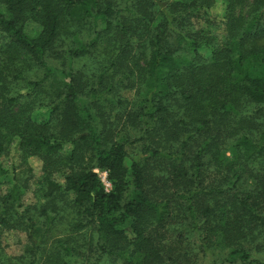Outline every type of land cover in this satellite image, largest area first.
<instances>
[{"label": "trees", "instance_id": "trees-1", "mask_svg": "<svg viewBox=\"0 0 264 264\" xmlns=\"http://www.w3.org/2000/svg\"><path fill=\"white\" fill-rule=\"evenodd\" d=\"M246 2L0 0V178L9 185L0 229L34 233L39 251L47 230L67 223L64 240L87 238L88 264H195L180 250L190 236L210 264H264L244 245L264 234V172L251 171L264 170V0L237 14ZM215 9L218 35L189 26ZM62 35L70 40L57 60ZM42 108L46 117L33 119ZM226 144L255 186L225 164ZM27 156L44 171L37 234L39 219L19 210ZM215 166L231 173L227 184L206 183Z\"/></svg>", "mask_w": 264, "mask_h": 264}, {"label": "rangeland", "instance_id": "rangeland-1", "mask_svg": "<svg viewBox=\"0 0 264 264\" xmlns=\"http://www.w3.org/2000/svg\"><path fill=\"white\" fill-rule=\"evenodd\" d=\"M108 1H119V0H101L102 3H107ZM190 1V0H185ZM219 1V0H216ZM217 3V2H216ZM217 9H224V3ZM222 11L218 10H208V12L201 10V14L199 17L193 16L191 20L189 21L191 25H189L192 28H205L208 27L211 29L212 33L215 35H218L217 33L220 32L221 27L223 26L222 23H220V19L222 17ZM249 12V0L244 5L236 7V13H241L242 15H246ZM186 22V23H189ZM27 27L25 30L30 33L31 31H34L37 29L36 25L32 23L31 21H28ZM188 25V24H187ZM36 27V28H35ZM70 39L66 37L65 35H62L59 40L55 43L54 46V56L57 57V60H62L63 57H65L64 50L61 46H65L67 42ZM33 71L37 72L38 76L40 74V71L37 68H32ZM0 80V84H1ZM123 96L125 98L131 97V92H123ZM38 113L41 114V116L38 118ZM33 119H44L47 115V112L45 109H35L31 113ZM264 125V121L261 122V127ZM258 131L254 133V135H258ZM121 133H127L131 134L133 131H131L128 128H122ZM231 137V136H230ZM229 137V138H230ZM228 138V139H229ZM126 148L128 153L131 156L136 155L138 152V145L133 144L129 145L126 144ZM231 146L226 144L224 146V149L222 150L223 155L226 157L225 164L228 166L230 164L234 165L233 170L238 171V173L242 176L240 177L241 185L244 188L249 189L251 186H255V180L252 178L253 175H250V173H243L240 170V167L238 168L235 163L236 159L233 156ZM130 156V157H131ZM1 161L3 163V166L5 168L8 167V157L2 156ZM22 165L21 168H18L17 173L20 170L26 175V177H29L28 180V190L25 192L22 201H21V207L19 210L29 208V212L36 215L35 217L39 219V228L35 232L40 233L43 230V222L44 217L43 215H40L39 210H41V207L44 205L46 199L45 197H42L41 193V186H42V176H43V164L41 159H39L36 156H27ZM20 169V170H19ZM239 169V170H238ZM228 170V169H227ZM157 171V170H156ZM251 171L255 175H259L262 172H264L263 168H258L257 166H254ZM98 173L100 180L105 187L106 190H109L110 183L106 179V174L102 171L96 170ZM158 175V174H157ZM206 175V183H210L213 185L217 184H227V178H232L231 173L227 172H221V170L215 166L211 167L205 172ZM228 175V177H226ZM209 177V178H208ZM9 188V185L7 183V178H4V176H1L0 178V196H3L7 192ZM71 198V195H70ZM177 212V211H176ZM177 214L181 216L178 212ZM179 218H177L176 222ZM11 222V221H10ZM12 223V222H11ZM69 228L67 227V223L59 224V226H53L50 230H47V233L45 235V239L43 240V244H41L39 251H36L34 249L33 241L36 235L34 233L31 234V238L28 237V233L22 229V230H16V229H8V228H2L0 229V264H29L30 258L32 260L33 252L37 253V262L35 264H77L79 262L83 264H88V260H90V255L88 254V251L86 249V240L85 239H78V242L76 244L70 243L68 240H64L63 238L71 234L70 231H68ZM257 235V232L255 233ZM66 239V238H65ZM57 242H62L64 245L67 246L70 245V248H74L73 254H68L67 251H63L61 249H57ZM246 248L251 249L252 253L256 256H260L264 258V234H259V236L251 240V242H245L244 243ZM182 249H180L182 252H185L187 256L191 257L192 259H195V264H210V258L208 255L203 254L199 251V244H197L196 238L194 236H190L184 243L181 245ZM32 254V255H31ZM88 259V260H87Z\"/></svg>", "mask_w": 264, "mask_h": 264}]
</instances>
